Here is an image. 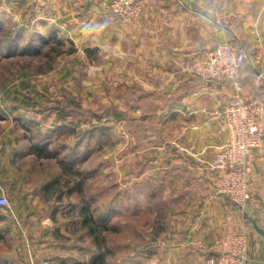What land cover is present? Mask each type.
<instances>
[{"label":"rangeland","instance_id":"374dc122","mask_svg":"<svg viewBox=\"0 0 264 264\" xmlns=\"http://www.w3.org/2000/svg\"><path fill=\"white\" fill-rule=\"evenodd\" d=\"M114 2L0 0L1 46L15 33L19 37L18 48L0 52V60L5 59L0 64V134L17 122L16 115H27L9 112V95L17 90L56 93L49 105L47 99L32 104L28 114L32 119L56 126L54 109L59 106L66 107V121L73 124L98 113L102 120L92 121L106 123L111 134L110 139L105 134L108 140L99 148L95 140L89 157L79 156L72 163L59 156L33 157L32 182L40 178L33 191L38 207L32 214L24 213L32 217L34 232L25 238L15 233L11 222L10 231L1 227L0 264H43L47 259L57 264H128V257L144 251L150 255L145 260L136 257L131 264L160 263L165 202L176 189V177L165 184L160 162L148 163L150 157L143 149L151 146L139 136L140 126L153 128L156 138L160 135L155 124L159 99L138 102L139 86L127 80V66L113 62V57L117 59L111 48L117 38L114 31L119 28L122 33L141 18L143 3L136 0L142 12L131 16L112 12ZM119 107L126 109L121 120L113 115ZM81 110H87L86 115H79ZM175 121L168 120L172 123L168 135L174 134ZM75 140L68 138L72 145ZM51 147L54 150V143ZM44 177L50 179L47 186ZM113 208L118 210L113 213Z\"/></svg>","mask_w":264,"mask_h":264},{"label":"crops","instance_id":"0c3cea01","mask_svg":"<svg viewBox=\"0 0 264 264\" xmlns=\"http://www.w3.org/2000/svg\"><path fill=\"white\" fill-rule=\"evenodd\" d=\"M141 1L142 17L130 22L122 33L117 28L111 48L117 57L113 62L125 64L127 80L139 86L135 91L138 102L159 99L155 104L159 106V121L155 124L160 135L152 136L147 141L151 147L143 151L150 157L148 163L160 162L159 174L166 185L176 177V189L165 202L159 264H206L211 242L228 231H246L252 264H264V146L255 152L251 200L242 212L228 198L215 193L216 175L209 167L231 139L221 113L232 88L226 82L202 83L181 69V61L203 58L224 39L238 42L247 53L241 73L247 96L264 103V0ZM124 35L127 42H122ZM55 95L49 90L13 91L9 95V112L27 115H16L17 122L9 123V128L0 134V194L4 191L11 205V210L0 207V228L10 231L11 222L15 233L25 238L34 232L28 213L38 207L33 191L40 184L39 176L32 182L36 173L32 174L30 161L33 157H62L51 144L36 139L32 130L33 122L39 123L42 131L54 126L28 114L33 103L44 104L47 99L49 105ZM173 118L177 120L175 132L168 135V127L172 126L168 120ZM181 146L187 150H180ZM46 178L43 184L47 186L50 179ZM117 210L113 208L112 212ZM149 255L144 251L139 256L145 260ZM139 256L128 257V264Z\"/></svg>","mask_w":264,"mask_h":264},{"label":"built area","instance_id":"2783aa9c","mask_svg":"<svg viewBox=\"0 0 264 264\" xmlns=\"http://www.w3.org/2000/svg\"><path fill=\"white\" fill-rule=\"evenodd\" d=\"M112 8V12L122 15L136 16L142 12V5L136 0H115ZM246 59L242 44L224 39L203 58L181 61L183 71L207 81L226 82L232 88L221 113L231 139L215 155L209 167L216 175L215 193L228 198L242 212L251 200L252 161L255 152L264 146V103L247 98L240 81L241 65ZM179 148L187 150L182 146ZM0 207L11 210L4 191L0 194ZM209 251L211 255L207 256L206 264H252L246 231L222 233L213 239ZM43 264L57 262L47 259Z\"/></svg>","mask_w":264,"mask_h":264},{"label":"trees","instance_id":"16d2710c","mask_svg":"<svg viewBox=\"0 0 264 264\" xmlns=\"http://www.w3.org/2000/svg\"><path fill=\"white\" fill-rule=\"evenodd\" d=\"M19 37L15 33L12 38L9 39L8 43H5V46H1L0 44V52L5 51H13L14 48H18V41ZM247 60H245L240 69V74L242 73V70L244 69L246 65ZM202 83H215L218 81H207L199 76H197ZM240 81L243 85V90L247 98H251L247 96L245 84L242 81V74L240 75ZM70 98V102H72V98ZM156 107V106H155ZM57 115L56 118L58 119V124L54 126L50 130L42 131V127L39 123L33 122L32 130L34 132V136L36 139L40 140L41 143H48L51 144L54 143V152L56 154L60 153L63 159L69 160L70 163L73 161H76L77 157H89L90 154L93 152V145H95L96 140V148H99L101 144L104 141L108 140V137L110 139V133L106 132L108 129V125H105L106 123L93 122L92 118H97L98 120H102L103 115H99L98 113L93 114V117L89 119L88 116H85L84 120L78 123H72L66 121L67 116V109L66 107H55ZM120 111V112H119ZM87 110H81L79 112V115H86ZM126 113V109H123L122 107H119V110L117 112H114L113 115L117 120L124 119V114ZM141 127V133L139 136L141 138L143 137V141H149V139L154 135L153 134V128L150 127ZM114 130V127H110ZM138 128V127H137ZM140 129V128H139ZM105 134L108 135V137H105ZM71 136H75L74 144L72 145L71 142L68 141V138ZM97 138V139H96ZM107 138V139H105ZM67 139V141L65 140ZM111 141V145H112ZM86 153L85 155H83ZM101 216V215H100ZM86 218V217H85Z\"/></svg>","mask_w":264,"mask_h":264}]
</instances>
